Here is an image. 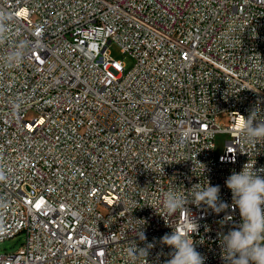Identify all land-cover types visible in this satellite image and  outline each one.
Returning a JSON list of instances; mask_svg holds the SVG:
<instances>
[{
  "label": "built area",
  "instance_id": "built-area-1",
  "mask_svg": "<svg viewBox=\"0 0 264 264\" xmlns=\"http://www.w3.org/2000/svg\"><path fill=\"white\" fill-rule=\"evenodd\" d=\"M112 43L135 59L130 71ZM257 106L264 0H0V242L24 235L0 264H147L130 241L167 264L173 231L224 264L219 234L239 209L187 202L210 183L231 205L233 171L264 168V141L241 129ZM219 133L230 139L216 155ZM169 191L186 200L174 213Z\"/></svg>",
  "mask_w": 264,
  "mask_h": 264
},
{
  "label": "clouds",
  "instance_id": "clouds-1",
  "mask_svg": "<svg viewBox=\"0 0 264 264\" xmlns=\"http://www.w3.org/2000/svg\"><path fill=\"white\" fill-rule=\"evenodd\" d=\"M264 115L258 106L251 109L247 118L241 115V129L243 137L248 143L264 141ZM255 163H246L240 172L233 173L226 179L225 185L232 193L231 205L221 200L220 187L207 183V186L194 185L195 191L190 193L191 199L187 202L211 209L217 215L229 209H239L241 223L234 225L227 233L219 234L221 259L224 264H264V168L255 169ZM183 195L174 191L164 194L163 207L168 213H174L185 206ZM232 219L225 215L220 221L223 225ZM192 232L197 233L199 225L192 218ZM140 241L146 236L139 229L137 235ZM161 243L174 251L167 264H205V257L196 250L195 242L180 233L173 231L161 238ZM154 244L148 243L144 248H138L136 241H130L128 255L133 261L143 258L147 264L149 250Z\"/></svg>",
  "mask_w": 264,
  "mask_h": 264
},
{
  "label": "rangeland",
  "instance_id": "rangeland-1",
  "mask_svg": "<svg viewBox=\"0 0 264 264\" xmlns=\"http://www.w3.org/2000/svg\"><path fill=\"white\" fill-rule=\"evenodd\" d=\"M110 50L112 56L120 61L126 68V71H130L134 64L135 59L128 53L122 52V48L117 43H112L110 45ZM35 111H30L27 114L28 119H33L36 117ZM218 123H220L222 126H228L229 125V117L227 115H220L218 117ZM230 139V134L228 133H219L217 134L215 138V151L216 155H219L224 152L226 147V142ZM105 211V209H102ZM24 243V235L16 236L14 238L6 239L4 241L0 242V252H15L17 251L22 244Z\"/></svg>",
  "mask_w": 264,
  "mask_h": 264
}]
</instances>
